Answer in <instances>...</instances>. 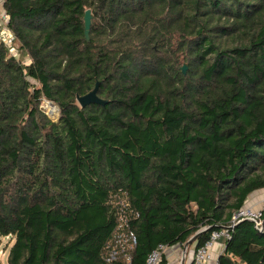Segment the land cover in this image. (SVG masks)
<instances>
[{"label":"trees","instance_id":"1","mask_svg":"<svg viewBox=\"0 0 264 264\" xmlns=\"http://www.w3.org/2000/svg\"><path fill=\"white\" fill-rule=\"evenodd\" d=\"M4 7L20 53L0 45L8 264H146L161 245L197 250L224 228L219 264H264V229L231 228L264 190V0ZM97 84L107 105L82 108ZM122 209L137 245L108 262Z\"/></svg>","mask_w":264,"mask_h":264},{"label":"built area","instance_id":"2","mask_svg":"<svg viewBox=\"0 0 264 264\" xmlns=\"http://www.w3.org/2000/svg\"><path fill=\"white\" fill-rule=\"evenodd\" d=\"M0 20L2 25H0V45H4L8 48L10 54L13 57H20L19 45L16 43V39L12 32L8 29L9 17L5 11L0 13ZM27 64L30 63L29 58L25 59ZM138 217V214L136 215ZM241 221H250L254 224L255 228L258 230L264 229V200L258 206H244L241 210L236 212L231 220V228ZM232 238V233L230 228H224L222 230L214 231L211 234L209 241L206 244L197 249L193 255L192 264H206L211 260V253L214 245L223 240L224 242ZM137 245L136 235L129 229L128 217L125 211L122 209L119 212L118 226L114 233V241L110 246V251L108 255V262L115 261L120 254L128 256V252L133 250ZM169 249L167 246H159L155 251H153L146 264H163L166 252ZM127 263L129 264L131 259L127 257Z\"/></svg>","mask_w":264,"mask_h":264},{"label":"crops","instance_id":"3","mask_svg":"<svg viewBox=\"0 0 264 264\" xmlns=\"http://www.w3.org/2000/svg\"><path fill=\"white\" fill-rule=\"evenodd\" d=\"M5 2L6 0H0V13L2 11H5ZM0 25H2V22L0 20ZM264 200V190L259 191L255 194H253L247 201L245 206H258L260 203ZM184 247V246H183ZM180 247H173L169 248L166 252L165 261L167 264H192L193 261V255L195 252V246H191L188 249V254L186 257H184L183 252L184 249ZM226 253V246L225 242L223 240L218 241L212 250L211 253V260L208 261L206 264H219V261L222 256H224ZM237 264H240L237 261Z\"/></svg>","mask_w":264,"mask_h":264},{"label":"water","instance_id":"4","mask_svg":"<svg viewBox=\"0 0 264 264\" xmlns=\"http://www.w3.org/2000/svg\"><path fill=\"white\" fill-rule=\"evenodd\" d=\"M84 23H85V36L87 41L90 40V30H91V24H92V15H91V11H87L85 18H84ZM187 68L184 67L183 68V72L184 74H186ZM98 87L99 84H97L96 89L91 92L90 94L83 96V97H79L78 98V103L82 108H86L88 106L91 105H98V106H102L105 107L107 105V103L105 101H103L102 99L99 98L98 96ZM250 222V221H247ZM251 223V222H250ZM192 241H189L185 246H184V253L186 254L189 247L192 245Z\"/></svg>","mask_w":264,"mask_h":264},{"label":"rangeland","instance_id":"5","mask_svg":"<svg viewBox=\"0 0 264 264\" xmlns=\"http://www.w3.org/2000/svg\"><path fill=\"white\" fill-rule=\"evenodd\" d=\"M42 109L47 113V115L53 120L56 121L59 119L60 111L57 106L50 104L49 102H44ZM57 110V115H52V111ZM56 112V111H55ZM13 245V240L8 238L0 237V264H8V255L11 246Z\"/></svg>","mask_w":264,"mask_h":264},{"label":"clouds","instance_id":"6","mask_svg":"<svg viewBox=\"0 0 264 264\" xmlns=\"http://www.w3.org/2000/svg\"><path fill=\"white\" fill-rule=\"evenodd\" d=\"M50 104H51V103H50ZM179 247L182 248L181 246H179ZM183 249H184V247H183ZM195 251H196V249H195ZM187 254H188V251H187L186 254L183 252L184 257H186ZM163 264H164V262H163Z\"/></svg>","mask_w":264,"mask_h":264},{"label":"bare ground","instance_id":"7","mask_svg":"<svg viewBox=\"0 0 264 264\" xmlns=\"http://www.w3.org/2000/svg\"><path fill=\"white\" fill-rule=\"evenodd\" d=\"M55 111H52V115H54V116L57 115V110H55Z\"/></svg>","mask_w":264,"mask_h":264}]
</instances>
